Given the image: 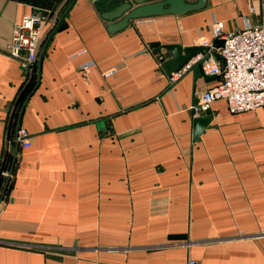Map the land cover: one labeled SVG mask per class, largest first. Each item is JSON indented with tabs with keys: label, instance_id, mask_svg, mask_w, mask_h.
<instances>
[{
	"label": "crops",
	"instance_id": "obj_1",
	"mask_svg": "<svg viewBox=\"0 0 264 264\" xmlns=\"http://www.w3.org/2000/svg\"><path fill=\"white\" fill-rule=\"evenodd\" d=\"M70 1L0 0V194L15 153L0 264H264L263 111L229 112L217 98L192 139L190 105L219 79L203 64L218 54L169 84V52L151 45H200L213 20L224 30L260 23L264 0H204L115 31L95 0L65 11ZM36 10L48 18L24 66L10 39Z\"/></svg>",
	"mask_w": 264,
	"mask_h": 264
},
{
	"label": "built area",
	"instance_id": "obj_2",
	"mask_svg": "<svg viewBox=\"0 0 264 264\" xmlns=\"http://www.w3.org/2000/svg\"><path fill=\"white\" fill-rule=\"evenodd\" d=\"M264 8V3L262 4ZM48 15L42 10L25 14L14 23L10 39V53L17 57L21 64L34 63L42 39V29ZM211 38L199 37V43L205 48L184 62L178 69L167 75V82H174L192 63L209 57L211 50L218 54V60L204 64L207 74H218L219 79L196 95L190 105L194 115L208 110L213 100L224 99L229 112H239L260 108L264 114V21L257 24H245L239 28L224 30L213 20L210 23ZM213 39H220L219 45ZM204 54H207L206 56ZM95 65L89 59L79 65L84 76ZM114 73L111 68L102 71L107 77ZM264 135V128H263ZM17 139L23 147L30 145L28 132L24 127L17 129ZM185 264H197L195 258L188 257Z\"/></svg>",
	"mask_w": 264,
	"mask_h": 264
},
{
	"label": "water",
	"instance_id": "obj_3",
	"mask_svg": "<svg viewBox=\"0 0 264 264\" xmlns=\"http://www.w3.org/2000/svg\"><path fill=\"white\" fill-rule=\"evenodd\" d=\"M72 0L66 6L65 11L70 6ZM98 8L101 10V16L107 19V29L109 31H115L127 25L130 19L147 17L162 13H181L190 9L198 8L203 5L204 0L186 1V0H95ZM48 38L43 43L40 52L39 59L43 53ZM215 45L221 43L220 39H213ZM151 45L157 50L162 47L169 52V57L163 59V67L165 72L169 74L172 71L178 69L184 62H186L192 55L201 50L200 45H190L181 48L178 44L169 43L160 45L158 42H152ZM201 59L195 61L190 68L195 72L199 69V63ZM196 98L193 99L192 104ZM210 116L207 114L198 115L192 117L191 125V137L195 139L201 130L209 124ZM18 145V141L15 142V149ZM15 159V153L12 158V162L7 171V175L1 190L0 201L4 194L9 176L12 172V167Z\"/></svg>",
	"mask_w": 264,
	"mask_h": 264
}]
</instances>
